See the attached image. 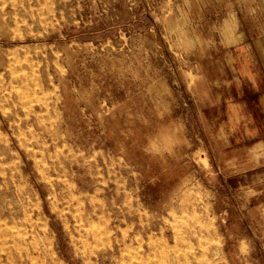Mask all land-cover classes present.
Here are the masks:
<instances>
[{
    "label": "rangeland",
    "instance_id": "374dc122",
    "mask_svg": "<svg viewBox=\"0 0 264 264\" xmlns=\"http://www.w3.org/2000/svg\"><path fill=\"white\" fill-rule=\"evenodd\" d=\"M262 1L0 0V264H264Z\"/></svg>",
    "mask_w": 264,
    "mask_h": 264
},
{
    "label": "crops",
    "instance_id": "0c3cea01",
    "mask_svg": "<svg viewBox=\"0 0 264 264\" xmlns=\"http://www.w3.org/2000/svg\"><path fill=\"white\" fill-rule=\"evenodd\" d=\"M236 31L239 39L243 40L244 36H247L245 30H239L238 26ZM253 44L264 80V32L253 39ZM225 115V124L230 130L231 140L245 143L259 138L264 144V98L260 92L237 86L234 99L225 108Z\"/></svg>",
    "mask_w": 264,
    "mask_h": 264
},
{
    "label": "bare ground",
    "instance_id": "6f19581e",
    "mask_svg": "<svg viewBox=\"0 0 264 264\" xmlns=\"http://www.w3.org/2000/svg\"><path fill=\"white\" fill-rule=\"evenodd\" d=\"M226 31H227V38L228 39H236V36H235V32H234V29L233 27L231 26V24L229 22L226 23ZM258 148V147H257ZM255 151V150H254ZM257 151V150H256Z\"/></svg>",
    "mask_w": 264,
    "mask_h": 264
}]
</instances>
